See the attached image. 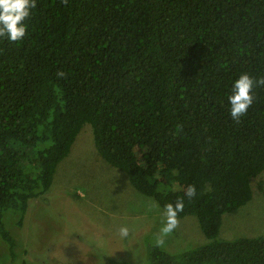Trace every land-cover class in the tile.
I'll return each instance as SVG.
<instances>
[{"label": "trees", "instance_id": "1", "mask_svg": "<svg viewBox=\"0 0 264 264\" xmlns=\"http://www.w3.org/2000/svg\"><path fill=\"white\" fill-rule=\"evenodd\" d=\"M35 5L22 40L0 37V238L10 260L26 253L29 200L49 190L89 123L109 165L163 208L182 200L178 218L196 216L208 239L179 253L151 244L147 264H264V233L218 239L223 215L252 199L264 171V84L239 120L227 102L240 73L264 79V0ZM123 260L111 264H135Z\"/></svg>", "mask_w": 264, "mask_h": 264}, {"label": "rangeland", "instance_id": "2", "mask_svg": "<svg viewBox=\"0 0 264 264\" xmlns=\"http://www.w3.org/2000/svg\"><path fill=\"white\" fill-rule=\"evenodd\" d=\"M259 181L264 188V171L251 180L252 199L237 212L223 215L218 239L264 233ZM163 213L154 198L135 189L123 171L101 157L87 123L58 164L49 190L29 200L20 230L26 253L12 262L0 238V264H111L117 257L147 264L151 244L179 253L208 241L194 215L178 218L175 229L162 235ZM10 214L5 213L4 223L12 231ZM121 227H127L126 237H121Z\"/></svg>", "mask_w": 264, "mask_h": 264}, {"label": "clouds", "instance_id": "3", "mask_svg": "<svg viewBox=\"0 0 264 264\" xmlns=\"http://www.w3.org/2000/svg\"><path fill=\"white\" fill-rule=\"evenodd\" d=\"M35 6V0H0V37H6L10 42L22 40L27 30L24 21L30 17L31 10ZM257 84H264V79H256L248 72L240 73L233 80L231 92L227 97L229 115L233 120H239L252 105L254 101L252 90ZM195 193V187L189 185L185 195L193 197ZM183 207L184 203L180 199L164 206V223L160 228L162 235H167L175 229L178 223V213L183 210ZM119 233L121 237H126L127 227H121ZM99 255L101 258L104 256L103 250Z\"/></svg>", "mask_w": 264, "mask_h": 264}]
</instances>
